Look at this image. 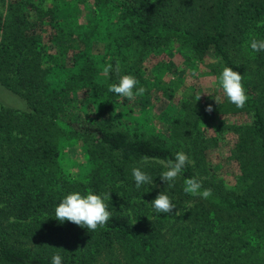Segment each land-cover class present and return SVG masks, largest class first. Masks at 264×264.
<instances>
[{
	"label": "trees",
	"instance_id": "trees-1",
	"mask_svg": "<svg viewBox=\"0 0 264 264\" xmlns=\"http://www.w3.org/2000/svg\"><path fill=\"white\" fill-rule=\"evenodd\" d=\"M110 2L124 31L144 49L176 43L200 61L212 60L216 73L227 66L244 76L245 106L228 100L217 106L221 115L241 113L250 119L246 128L233 126L239 187L197 175L215 140L194 139L188 156L195 157V166L188 163L167 184L160 178L166 168L150 162L142 170L153 183L137 188L132 168L142 157L174 161L189 139L188 105L187 110L183 105L188 114L164 138L105 120L97 100L114 101L118 95L101 82L76 33L45 22L33 0H0V87L25 104L20 110L0 103V264H52L57 253L62 264H171L172 252L164 248L171 232L187 256L195 255L183 264H264V257L257 258L264 254H255L254 247L256 238L264 244V51L250 46L253 38L264 40V0ZM50 27L54 34L48 41L60 51L56 58L63 64L70 57L73 64L59 87L46 82L40 70ZM66 139L86 146L91 163L86 182L70 180L62 171L60 143ZM193 177L202 183L201 191L212 190L211 197L184 192L185 179ZM74 191L111 194L112 217L104 227L90 232L55 218V208ZM164 191L177 206L172 214L158 213L150 204ZM144 214L152 218L148 228Z\"/></svg>",
	"mask_w": 264,
	"mask_h": 264
},
{
	"label": "rangeland",
	"instance_id": "rangeland-1",
	"mask_svg": "<svg viewBox=\"0 0 264 264\" xmlns=\"http://www.w3.org/2000/svg\"><path fill=\"white\" fill-rule=\"evenodd\" d=\"M33 3L37 6L38 16H44L45 22L52 24L53 20V23L67 26V30L71 29L76 33L82 43L81 47L94 60L102 83H118L120 77L133 75L140 82L137 88L146 89L143 95L137 96L133 101L120 96L114 101L98 99V111L105 120L115 122L132 133L164 138L175 122L188 114L183 110V105L184 109L188 105L189 110H186L191 115L186 119L191 121L192 127L189 139L184 140L179 152L182 151L187 156L189 150L194 152L191 142L194 139L206 142L215 140L203 155L204 161L200 163L202 168L196 167L197 175L214 178L233 190L239 187L242 176L240 165L233 155L237 142L233 126L238 124L246 128L250 119L241 113L236 116L219 114L217 106L227 98L219 87L220 74L211 68L212 60L200 61L176 43L144 49L132 34L124 31L119 19L120 13L110 0H33ZM53 34L54 30L50 27V33L44 35L46 55L41 61L40 70L46 82L59 87L63 85L73 64L69 61L70 57L63 64L56 58L60 55L57 44L48 41ZM108 65L112 68L105 75L104 69ZM216 97H220L219 104ZM0 103L15 109L25 108L22 100L1 87ZM209 105H212L211 112L206 110ZM176 145H173L175 150ZM59 159L66 178L87 181L91 163L86 146L81 140H63L60 143ZM189 161L195 166V157L189 158ZM142 220L148 228L152 218L142 215ZM172 234L171 232V238L164 242V248L172 252L169 262L183 264L195 257L193 251L187 256L183 243ZM256 241L264 245L259 238ZM258 242L254 243L255 254L259 252L262 255L264 247L260 248ZM261 257L264 256H257Z\"/></svg>",
	"mask_w": 264,
	"mask_h": 264
},
{
	"label": "clouds",
	"instance_id": "clouds-1",
	"mask_svg": "<svg viewBox=\"0 0 264 264\" xmlns=\"http://www.w3.org/2000/svg\"><path fill=\"white\" fill-rule=\"evenodd\" d=\"M250 46L255 52L264 51V40L253 38ZM118 67L117 65V70ZM111 68L112 66L108 65L104 69V74L107 75ZM243 79V75L234 71L232 67L227 66L223 68L219 76V87L222 89L224 96L237 108H243L248 101ZM139 83L135 76L124 75L120 77L118 83L111 84L108 91L133 101L146 91L144 87L137 88ZM215 100L219 104L220 97H216ZM206 110L211 112L213 110L212 105H209ZM150 162L160 163L166 168L160 178L168 184V182L174 181L180 175L190 161L188 156L182 151L175 154L174 161L169 160L166 163L154 159L150 160L148 156L142 157L140 166L132 168V175L137 188L144 184L153 183L152 177L142 170L143 166ZM184 184V192L186 194L200 196L203 199H208L212 196L211 189L201 191L202 183L194 177L185 179ZM110 198V193L95 194L90 191L87 195H84L81 192L74 191L66 195L55 208V218L61 223L69 221L87 228L90 232H94L99 227H104L112 217V212L108 210L109 205L107 203ZM150 204L156 212L165 214H172L173 209L177 207L165 191L161 192ZM178 214L179 212L176 213V215ZM52 264H62V257L59 253L53 255Z\"/></svg>",
	"mask_w": 264,
	"mask_h": 264
}]
</instances>
